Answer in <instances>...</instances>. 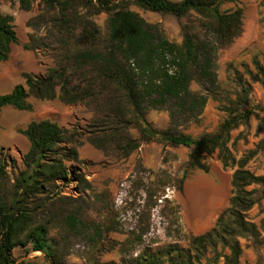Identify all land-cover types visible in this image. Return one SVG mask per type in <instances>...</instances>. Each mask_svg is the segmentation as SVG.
<instances>
[{
  "label": "trees",
  "instance_id": "16d2710c",
  "mask_svg": "<svg viewBox=\"0 0 264 264\" xmlns=\"http://www.w3.org/2000/svg\"><path fill=\"white\" fill-rule=\"evenodd\" d=\"M16 1L20 10L30 11L36 0ZM236 1L40 0V14L26 23L32 33L23 48L35 51L43 47L36 34L46 26L57 44L52 49L53 66L41 76L21 73L22 84L0 93V111L7 107L30 111L28 99L34 98L83 104L93 118L84 137L48 120L31 122L20 130L30 147L23 156V170L10 185L5 159L0 158V264H35L31 260L16 262L13 252L17 247L26 253L39 252L49 264H57L47 236L49 228L59 222L89 243L101 238L102 229L84 223L80 213L68 210L70 198L60 197L57 191L58 183H85L71 167L79 162L77 148L82 141L120 159L151 142L190 149L181 182L194 171L207 173L206 159L213 155L223 169L235 168L228 206L209 231L189 237L187 249L174 244L122 264L199 263L207 247L217 244L229 250L224 264H237L241 252L237 238L256 235L255 226L245 221V213L256 203L251 187L262 185L263 179L246 165L264 149V140L238 160L228 148L230 132L254 114L243 107L249 83L239 78V91L230 99L217 81V54L241 35L243 27L240 9L222 11L221 6ZM130 5L187 19L181 27V42L169 41L158 24L146 23L129 10ZM98 13L107 16L104 34L92 20ZM13 22L12 16L0 13V63L8 60L11 45L17 43ZM251 62L254 72L247 71L250 82L264 87V51ZM192 83L198 85V91L191 90ZM209 99L219 101L225 119L212 133L197 138L185 134V128L199 122ZM149 111L168 114L165 129L157 130L147 123ZM61 211L65 212L62 217L58 214Z\"/></svg>",
  "mask_w": 264,
  "mask_h": 264
},
{
  "label": "rangeland",
  "instance_id": "374dc122",
  "mask_svg": "<svg viewBox=\"0 0 264 264\" xmlns=\"http://www.w3.org/2000/svg\"><path fill=\"white\" fill-rule=\"evenodd\" d=\"M179 2L181 0H168ZM242 11V33L227 48L218 52L216 74L220 90L230 99L239 91L238 79L249 83L250 91L244 110L252 111L246 124L230 132L228 148L235 160L254 150L264 140V87L251 83L247 71L254 72L252 59L264 51V0H237L221 6L222 11ZM40 0L30 11L20 10L18 2L0 0V13L13 17L17 43L11 45L6 62L0 63V93H9L16 84H22L21 73L41 76L53 66L52 49L57 48L48 28L41 27L36 34L43 46L35 51L24 50L29 19L40 14ZM148 24H158L165 37L175 43L182 38L181 27L187 19H176L130 5ZM106 14L93 15L92 20L104 34ZM192 91H198L196 83ZM30 111L4 108L0 111V158L5 159L8 185L23 170V156L29 142L19 133L31 122L48 120L60 128L75 129L85 134L93 114L83 104L64 105L57 100L39 101L29 98ZM219 101L209 99L198 123L183 132L197 138L212 133L225 119ZM145 119L154 129H165L168 114L149 111ZM135 132L133 131V134ZM84 137V135L82 136ZM84 140V138L82 139ZM78 163L72 164L85 183L75 180L58 183L60 197H69L68 210L80 213L84 223H94L102 229L97 243L57 223L49 228L47 240L54 248L57 264H122L145 252L163 250L170 245L187 249L188 238L209 231L230 198V180L235 168L223 169L216 156L206 159L208 172L194 171L181 182L190 149L172 147L161 142L142 144L127 158L105 154L82 141L77 148ZM246 169L263 179L262 185L252 186L256 203L245 213V221L255 226V236L245 234L237 238L240 255L237 264H264V149L247 163ZM61 217L64 211L58 213ZM111 229V230H107ZM229 255L226 246L207 247L204 257L194 264H224ZM16 262L31 260L35 264H49L39 252L26 253L17 247L13 252Z\"/></svg>",
  "mask_w": 264,
  "mask_h": 264
}]
</instances>
